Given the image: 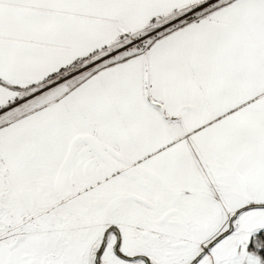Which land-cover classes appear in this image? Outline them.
<instances>
[{
  "label": "snow or ice",
  "instance_id": "1",
  "mask_svg": "<svg viewBox=\"0 0 264 264\" xmlns=\"http://www.w3.org/2000/svg\"><path fill=\"white\" fill-rule=\"evenodd\" d=\"M0 264H264V0H0Z\"/></svg>",
  "mask_w": 264,
  "mask_h": 264
}]
</instances>
